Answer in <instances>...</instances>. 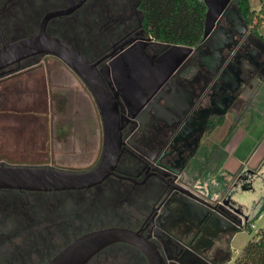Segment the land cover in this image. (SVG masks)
Instances as JSON below:
<instances>
[{
    "label": "flooded vegetation",
    "instance_id": "flooded-vegetation-1",
    "mask_svg": "<svg viewBox=\"0 0 264 264\" xmlns=\"http://www.w3.org/2000/svg\"><path fill=\"white\" fill-rule=\"evenodd\" d=\"M39 34L85 62L37 51L0 67V170L108 169L86 185H0V264H46L107 227L144 238L163 264L171 255L179 264L228 261L238 214L214 208L254 172H238L237 147L226 148L238 139L244 94L264 89V42L234 1L179 61L166 56L173 43L145 28L139 0H0V48ZM99 98L117 117V153L105 163ZM83 264L149 261L116 241Z\"/></svg>",
    "mask_w": 264,
    "mask_h": 264
},
{
    "label": "water",
    "instance_id": "water-1",
    "mask_svg": "<svg viewBox=\"0 0 264 264\" xmlns=\"http://www.w3.org/2000/svg\"><path fill=\"white\" fill-rule=\"evenodd\" d=\"M203 2L206 6L202 34L204 40L209 35L215 20L233 3V0H203ZM192 49V46L189 45L173 43L170 45L166 56H174L177 60L181 61L190 54ZM37 51H49L59 55L67 52L72 55L75 61L85 62L82 57L71 50L64 42L39 34L0 48V67ZM75 61L67 60L66 62L73 69H76V66H73ZM76 70L80 73L78 69ZM85 79L89 82L87 78ZM99 101L102 106V116L105 125V154L103 157V163H105L110 160L112 155L117 153V117L115 112L107 110L108 99L99 98ZM107 169H102L101 167L83 175H66L53 171L37 172L36 170L27 169H2L0 170V185L54 188L86 185L100 179L107 173ZM251 172H254L253 177H246L245 181L242 175L240 181L242 180L244 184L242 185L239 181L238 190L228 192L222 199V203L214 208V211L220 214L225 211L229 213L236 212L238 214V225L241 223V219L246 217L247 213L251 210L248 202H251L253 206L260 203L261 199L259 196L264 191V159L258 165V170L254 171L252 169L250 170ZM245 184L248 187L244 186ZM256 186L258 188L255 189ZM236 196H238V208L235 205L234 197ZM229 213H223V216L227 217ZM235 229L238 230L240 228L238 226ZM116 241H128L136 245L146 254L149 264H163L161 257L148 241L128 229L117 227L100 228L80 235L67 244L46 264H83L100 248ZM179 262L180 258L171 255L167 257L166 264H179Z\"/></svg>",
    "mask_w": 264,
    "mask_h": 264
},
{
    "label": "trees",
    "instance_id": "trees-1",
    "mask_svg": "<svg viewBox=\"0 0 264 264\" xmlns=\"http://www.w3.org/2000/svg\"><path fill=\"white\" fill-rule=\"evenodd\" d=\"M245 23L264 42L258 29L264 21V3L258 11L249 0H233ZM143 24L156 39L184 45H195L202 39L206 6L203 0H139ZM264 208V203L261 209ZM237 264H264V230L257 234L236 258Z\"/></svg>",
    "mask_w": 264,
    "mask_h": 264
},
{
    "label": "rangeland",
    "instance_id": "rangeland-1",
    "mask_svg": "<svg viewBox=\"0 0 264 264\" xmlns=\"http://www.w3.org/2000/svg\"><path fill=\"white\" fill-rule=\"evenodd\" d=\"M261 2L264 3L262 0H249L251 8L256 11L260 9ZM258 31L264 34V21ZM244 96L247 98L242 106L245 114L238 122V172L242 170L246 173L252 170L249 167H252L250 161L253 155L260 157L264 153V89L258 91L256 97L253 91ZM250 97L251 101L248 100ZM247 104L250 105L249 108ZM263 203L264 198H261L260 203L253 206L247 216L241 219V227L231 240V257L223 264H237L236 258L245 246L255 241L258 232L264 230V208L261 209ZM258 214L261 216L258 217ZM250 222L254 224L253 227H250Z\"/></svg>",
    "mask_w": 264,
    "mask_h": 264
},
{
    "label": "crops",
    "instance_id": "crops-1",
    "mask_svg": "<svg viewBox=\"0 0 264 264\" xmlns=\"http://www.w3.org/2000/svg\"><path fill=\"white\" fill-rule=\"evenodd\" d=\"M235 146L237 147V149H236V151H235V153H234V154L236 155V158H235V164L238 165V139H236V142H232V143H230V144L228 143L226 150H227L228 152H230L232 149H233V150L235 149ZM263 159H264V153H263L260 157L253 155V159L250 161V162H252V163H250V166L252 165V167H249V168H250V169H251V168H252V169L256 168V166L260 165V163L262 162ZM228 164H229V163H228ZM235 164H233V165H235ZM229 165H231V163H230ZM236 232H237V231H236ZM236 232H234L233 235L231 236V239H230V242H229V246H230V248H231V240H232V238H233V236H234V234H235ZM226 257H227V255H226ZM226 259H230V258L227 257Z\"/></svg>",
    "mask_w": 264,
    "mask_h": 264
},
{
    "label": "built area",
    "instance_id": "built-area-1",
    "mask_svg": "<svg viewBox=\"0 0 264 264\" xmlns=\"http://www.w3.org/2000/svg\"><path fill=\"white\" fill-rule=\"evenodd\" d=\"M262 1L264 2V0H262ZM257 216H258V217H260V216H261V214H258ZM249 225H250V227H253V226H254V224H253L252 222H250V224H249ZM238 226H239V228H240V227H241V223H239V225H238Z\"/></svg>",
    "mask_w": 264,
    "mask_h": 264
}]
</instances>
